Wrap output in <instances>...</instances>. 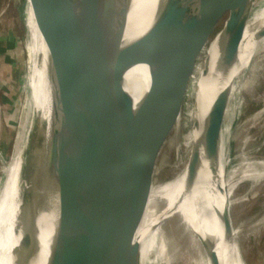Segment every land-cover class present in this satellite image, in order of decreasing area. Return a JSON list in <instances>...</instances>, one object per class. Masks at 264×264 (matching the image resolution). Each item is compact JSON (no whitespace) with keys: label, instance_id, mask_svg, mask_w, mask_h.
Wrapping results in <instances>:
<instances>
[{"label":"water","instance_id":"obj_1","mask_svg":"<svg viewBox=\"0 0 264 264\" xmlns=\"http://www.w3.org/2000/svg\"><path fill=\"white\" fill-rule=\"evenodd\" d=\"M0 5L16 14L22 34L33 118L27 164L20 167L21 237L15 248L3 245L9 259L1 264H149L154 254V264H171L162 224L177 218L187 239L194 229L177 213L151 241L158 227L147 232L152 195L167 184L156 185L158 162L172 136L186 129L190 116L182 120L184 111H190L195 81L218 36L219 69L228 73L237 63L255 0H161L152 24L136 38L128 36L134 0H0ZM32 21L41 40L33 36ZM257 37L264 38V29ZM34 39L42 41L48 59L43 106L33 98L34 69L43 66ZM138 66L147 67L150 83L136 102L126 75ZM229 105L226 88L200 142L214 170ZM190 123L189 135L196 126L191 118ZM201 159L190 145L184 168L189 186ZM51 229L52 241L44 247L42 230L48 239ZM199 247L205 260L220 264L212 246L200 241Z\"/></svg>","mask_w":264,"mask_h":264},{"label":"rangeland","instance_id":"obj_2","mask_svg":"<svg viewBox=\"0 0 264 264\" xmlns=\"http://www.w3.org/2000/svg\"><path fill=\"white\" fill-rule=\"evenodd\" d=\"M262 4V0H255L254 10H259ZM15 17L16 14L13 11L7 13L0 5L1 205L3 203L4 178L8 173L10 165L8 162L14 159L16 152L18 153L17 149L20 140V132L23 127L25 128L26 106L28 108L29 124L31 125L29 133L32 131L33 123L27 99L28 89L25 82L28 61L26 55L23 54L22 34L19 30V26H17ZM37 35L38 33L36 34L35 32V38ZM38 38L41 40L40 36ZM40 42L41 43H39L38 40L35 41V43H37V52L43 55V66L40 68V71L42 75H44L46 73L45 69L48 64V59L45 47L42 41ZM204 71L205 69L200 70V75L195 81L196 89L193 91V101L190 111L189 109L184 111V116L182 118V120L186 117L188 118L186 114L189 112V116L192 121L196 123V126L191 135H189L191 123L190 118H188L185 125L186 129H181L180 135L175 133L168 142L158 162L156 173L157 186L160 185V183L171 182L174 177L173 175H177L178 173L181 174L184 171L190 145L192 149L193 147L198 149L201 116L197 104L199 82ZM228 88L230 89V105L226 115L228 119L225 123L222 155L226 161V178L229 182H234V180L238 181L241 179L246 170H250V172L264 171V52L255 57L248 70L242 74V76L237 77V79L232 77L228 84ZM24 149L23 157L25 158L30 148L27 149L25 147ZM26 164L27 160L25 158V165ZM21 166L23 169L24 165L21 164ZM2 170H4V175L2 174ZM24 171L21 170L20 177ZM249 197H251V200ZM162 206L163 203L160 202V210ZM263 213L264 181L260 183L249 180L242 181L231 197L230 216L233 227L241 228L238 241L240 242L245 264H264V224L261 223L258 227L254 225V221L264 217ZM177 220V218H174L162 224L164 237L166 241H168L170 248L169 254L172 261L171 264H194V260L189 254H184L185 248L191 239H187L183 236V230L179 226ZM182 254H184L183 257H181ZM154 259L155 254L150 257L149 264H154L152 262Z\"/></svg>","mask_w":264,"mask_h":264},{"label":"bare ground","instance_id":"obj_3","mask_svg":"<svg viewBox=\"0 0 264 264\" xmlns=\"http://www.w3.org/2000/svg\"><path fill=\"white\" fill-rule=\"evenodd\" d=\"M262 1L263 4L261 8L254 13V16L250 18L248 22L244 39L240 47L239 59L230 72H222L218 67L222 40L221 36L216 38L208 51L206 68L199 82L197 106L201 119L198 149L202 159L198 176L194 184L192 186L188 185V170L186 168L181 174L178 173L177 175H173L174 177L171 182L167 183L159 192L154 190L152 195L147 232L155 226L158 227L151 233V241L159 236L163 221L174 214H181L189 229L192 231L194 229V235L184 251V254H189L194 260V264H210L209 259L206 258L205 260L202 256L199 247L200 241L208 243L215 249L220 264H245L240 242L238 241L241 228L233 227L230 216L231 197L242 181L249 180L255 183L263 182L264 171L250 172V170H246L241 179L229 182L226 178V161L223 158L222 152L219 156L218 165L214 170V166H210L209 161L206 159L204 149L200 142L208 115L218 95L228 88V84L232 77L237 79V77L242 76V74L248 70L255 57L264 52V38L259 39L257 37L258 32L264 29V0ZM160 2L161 0H134V5L130 14V25L128 27V36L130 38H136L145 33L156 17ZM31 24L32 30H34L33 36L35 38L36 28L33 21ZM36 44L34 39L32 42L33 50H36ZM33 77H37L34 81L32 80L34 101L36 100L38 106H40V104L43 106L44 75H42L40 68L34 69ZM126 81V89L133 95L136 102H139L149 88L150 79L147 67L138 66L132 69L127 73ZM49 113L50 110L46 113L47 117H49ZM25 118V128L23 127L20 132V140L17 149L18 153L16 152L14 159L8 162L10 163L9 170L4 178L3 203L2 205L0 204V264L2 262L5 263V259H9L8 256L6 257L9 252L6 250L3 251V245L8 243L12 244V248H15L21 237L18 233L20 211H22L20 197V166L21 164L25 166V158H27V156L25 158L23 157L24 148L26 147L29 149L31 146V133H29L31 125L28 120L27 106L25 109ZM2 174L4 175V170H2ZM157 199H160L161 203H163L162 209L159 212H156ZM249 199L251 200V197H249ZM224 214L227 215L226 219L228 222H223ZM254 222L255 227H258L261 223L264 224V217ZM228 226L230 228L227 231ZM52 234L53 230L51 229V233L47 239L46 230H42L41 236L44 240L42 239L41 242L44 247H46L48 242L51 243ZM165 251L166 247L162 249V253ZM184 254H182L181 257H183ZM162 258H164L163 255H161L160 263L163 260Z\"/></svg>","mask_w":264,"mask_h":264}]
</instances>
